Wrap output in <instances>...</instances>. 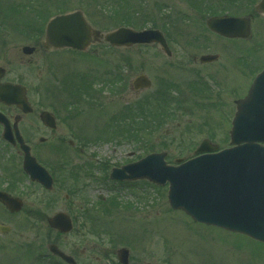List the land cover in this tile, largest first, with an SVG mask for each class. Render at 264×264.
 Segmentation results:
<instances>
[{"label":"rangeland","instance_id":"374dc122","mask_svg":"<svg viewBox=\"0 0 264 264\" xmlns=\"http://www.w3.org/2000/svg\"><path fill=\"white\" fill-rule=\"evenodd\" d=\"M58 3L59 0H0V32L2 34L0 45L3 52L0 66L8 72L4 81L19 83L26 87L27 97L35 111L34 115L24 116L19 124L20 132L30 146L32 155L40 163L48 165L50 170L56 168V164L58 166L64 162H67L68 165L70 162L76 166H81V164L87 166L90 163L96 166L98 164L99 182H95L92 178L89 182L87 180L88 183H85L84 196L88 202L92 201L94 204L89 206L90 204L87 202L88 208L86 207L87 203L84 205L87 209L86 216L89 217L88 223L83 225L76 220L80 228L78 233L82 231V233L88 234L87 236L85 234L83 238L76 237L74 232L66 239L67 247L75 252H77V247L80 249L85 247L86 249L83 251L89 252L94 248L93 239H91V233H93L98 235L97 249L101 254L107 250L125 247L130 252V259L139 264H179L176 253L181 257L180 264H264V244L255 243L244 236L228 234L214 227L191 224L192 222L182 212L172 211L169 208L166 187L150 188L145 185L144 191L137 190L135 185L132 191L124 188L115 194L117 195L115 196L118 203L117 208L114 211L112 208H108L107 201L114 196L112 195L114 186H108L110 182L106 181L111 166L116 167L121 163L137 160L156 151L167 153V162L173 164L177 158H189L199 143L207 138L219 149L228 146L227 135L230 130L229 120L232 119L235 111L234 101L245 96L242 87L245 89L246 85L250 84L251 78L249 75L241 77V80L235 77L236 74L234 70L232 71L233 67L230 66L231 51L224 52L223 55L222 45L218 43L220 38L212 35L205 28H201L203 25L201 21L205 17L200 18L190 11L196 4L189 0H99L98 3H94V16H92L88 14L90 13L88 7L83 9V6H86V0H67L68 5L65 11L77 9L82 11L83 9L87 13L84 14L88 20L95 25H98V21L101 24L105 17L113 16L116 13L125 17L126 12H129L130 17H135L137 27L141 25L146 29H157L166 35L172 57L167 59L155 45L135 46L129 49H100L99 59L103 57L105 60H114L111 65H107L108 68L113 69L112 71H119L118 66L122 68L124 62L129 64V72L127 74L124 72L127 81L119 89L120 92L114 91L118 80L105 79L108 85L105 90L104 88L100 89L99 84L90 79L91 75H88L89 78L83 77L85 76V66L75 65H81L78 61L82 58L85 59L87 55H81L82 57L77 55L74 64L67 59L57 60L55 64L60 65V71L70 69L72 74L79 76L83 69V83L85 86L88 84L89 87L87 94L80 97L75 106L77 108L76 118L67 120L65 123L68 125H66L63 118L71 111L62 107L67 104L69 99L68 94L62 91L63 83H59L64 80L59 78L60 80L50 82L44 73L46 63L43 59L38 60L39 55L25 57L21 54V48L24 45L31 44L32 38L34 41L32 43L40 42L41 35H31V38L27 37V39L26 35L17 30L27 22L29 26L38 29L36 32L42 31L43 33L48 18L59 13L53 8V5ZM103 4L105 7H102ZM44 6L48 12L44 10ZM25 19L26 21H24ZM110 24L112 26V23ZM136 25L134 23V26ZM111 26L107 27V31L116 29ZM132 29L136 30L134 27ZM252 33L253 29L250 37L244 40L247 43H228L227 48L239 46L238 54H245L242 51L250 48ZM202 45L204 47H201ZM206 53L219 55L221 62L218 65L222 64L223 67L222 80L225 79V84L222 85V112L198 107L197 100L192 98L194 95H190L187 91L182 92L191 85L198 93H219V81L215 86L211 80L207 79V77H212L214 80L216 75L212 70L215 66L208 67V69H206L207 66L200 67L201 65L198 63L192 66L197 70L199 75L197 77L202 79V83H206L208 89L205 90L204 86L191 82L193 75L188 72L190 67L183 64L186 70L182 67L178 73L173 75L179 90L176 95L171 96L172 99L180 97L177 103L179 108L175 109L174 114H170L172 116L165 115L156 121L158 126L155 135L148 132L141 135L139 139L136 137L133 141H126L134 137L131 135H136L139 129L144 128L141 121L136 127L131 125L135 115L140 114L142 109L146 108V113H148L147 125H155L153 112L158 103L155 92L159 89L160 79H167V70L170 68L169 64L172 59H178L179 63H188L190 62L189 56L196 54L199 57ZM233 60L235 59L233 58ZM83 64L86 63L83 62ZM88 67V71L92 69V72L97 69L96 64ZM183 71H187V73H181ZM121 73H123L122 70ZM141 73L150 79L151 88L144 93L134 92L130 85ZM191 99L194 100L193 103ZM212 100L218 101L217 98H212ZM142 104H144V108ZM146 104L150 106L147 107ZM102 105L103 108L99 109ZM55 106H57L55 113L59 114L60 122L55 131L57 139L52 140L39 122L38 111ZM128 106L134 113H131L128 108L127 110L123 109ZM75 107L72 111H75ZM117 107H120L119 115H122V118L129 117L126 123L117 119L109 123L107 114L112 110V115L116 114ZM98 110L97 113L93 112ZM141 117L139 118L141 119ZM96 122L97 125H95ZM101 125L108 127L109 133L101 129ZM124 126L126 127L120 131L112 130H119ZM66 128L71 133L74 132L72 130H78L81 134L80 138H87L89 143L86 146L76 145L73 149H69L63 142ZM39 139L45 141L40 143ZM79 148L82 152L78 151ZM21 160L22 155L18 149L12 148L2 141L0 130V182L2 184L9 183L10 178L15 177L17 182L15 194L23 201L21 213L11 219L12 233L0 236V264H13L14 261L15 264H25V256L21 250L17 249H25L28 245L36 246L40 240L44 239L47 217L61 211L75 219H77V213L80 216L84 214V210L79 208V199L70 194L69 185L79 182L78 178L72 180L71 173L63 175L58 174V171L54 172L55 174L52 172L55 176V185L50 192H47L35 184H28V180L21 173ZM103 170H107V178H104ZM61 176H65L64 182ZM79 183L81 186V182ZM137 183L139 182H136V185H140ZM133 192L134 194H132ZM137 194H140L142 199H139ZM89 195L92 198H88ZM101 197L103 200L105 197L103 205L97 201ZM97 206L94 214L93 210ZM124 206H127V211L121 210ZM29 217L33 219L35 225L33 233L27 230L28 226L25 221ZM13 219L23 220L21 226H17ZM6 222V216L0 210V224L7 226ZM27 232L33 238L29 237ZM20 233L23 234L22 237L17 236ZM27 238L32 241H27ZM81 239L88 240L87 244L78 243ZM172 240L175 242L170 245ZM175 243H178L177 246ZM83 251L77 252L76 257L88 255ZM179 252H182V255ZM31 258L33 257L31 256Z\"/></svg>","mask_w":264,"mask_h":264},{"label":"water","instance_id":"95a60500","mask_svg":"<svg viewBox=\"0 0 264 264\" xmlns=\"http://www.w3.org/2000/svg\"><path fill=\"white\" fill-rule=\"evenodd\" d=\"M257 11L264 12V0ZM206 24L212 32L227 38H247L250 35L247 19L212 18ZM89 31L80 13L60 16L49 23L46 41L54 47L81 51L90 42ZM91 35L94 40L103 39L112 46L157 43L169 54L165 40L158 31L119 29L104 37L95 31ZM23 51L29 54L31 50L27 48ZM3 75L4 71L0 69V79ZM138 85L148 88L149 82L140 77L136 80V87ZM0 102L14 104L24 113L30 112L20 86L0 85ZM236 104L229 149L214 153L217 148L204 141L196 151L200 156L184 163L178 161L176 167L165 164L164 154H154L113 171L111 179L147 180L160 186L168 184L167 200L172 210L182 211L195 223L264 243V70L254 80L248 95ZM41 121L48 126L53 124L46 113H42ZM0 123L4 125L3 138L14 144L7 122L0 117ZM15 137L24 153L23 170L32 180L50 189V178L30 156L29 148L23 145L16 124ZM0 202L11 213L21 209V202L6 194L0 193ZM49 225L64 233L70 228L69 220L60 214L49 220ZM117 257L121 264H128L127 250L118 251Z\"/></svg>","mask_w":264,"mask_h":264},{"label":"flooded vegetation","instance_id":"af4514ba","mask_svg":"<svg viewBox=\"0 0 264 264\" xmlns=\"http://www.w3.org/2000/svg\"><path fill=\"white\" fill-rule=\"evenodd\" d=\"M60 1H66L67 2V0H59V2ZM86 1H87L86 6H83V9H84V7H88L90 9V13H88V14L94 16L93 11H94L95 0H86ZM261 1L262 0H193V2L196 4V6L190 10L193 14L199 16L200 18L205 17V19L201 21V23L203 22V25L201 26V28H205L209 33L220 38L218 43L222 45V54L224 55V52L229 53L231 51L230 55L232 56V58H231L232 62H231L230 66L233 67L232 71L234 70V72L236 74L235 77L237 79L241 80V77L249 75L251 78L250 84L253 81L254 76H256L264 68V14H259L256 11V7L261 3ZM89 2H91V3H89ZM67 5H68V3L64 4L63 2H60V4L58 3V4L53 5V8L57 12L60 13L61 10L66 9ZM83 9H82V11L78 10V9L74 10V11L71 10L69 12H65L64 14H68V13L75 12V11H80L82 14V17L84 18V20L86 21V23L90 26V28L92 30L98 31V32L103 33V34L109 32V31H107L108 30L107 27L110 28L111 24L107 19L103 20V22H101V24L98 21V25L97 24L95 25L88 20L87 16L85 15L87 13ZM50 12H52V11H50ZM61 15H63V14H61ZM224 15L232 16V17H249L250 23H251V30L253 29V33H252V41L250 44V48L245 49V50L243 49V51H242V53H245V54H240V55L238 54L239 46H237L235 48H227L228 43H237V44L247 43L244 40H239V39L232 40V39L221 38V37L213 34L210 30L207 29L206 20L208 18L222 17ZM49 20H50V18L48 19L46 24H48ZM45 28H46V25H45ZM44 33H45V29H43V41H44ZM43 41L41 40L40 42L28 44V46L32 49L30 57L39 55L38 60L43 59L44 63H46V68H45L44 73L50 82L53 80H60V79L64 80V81L59 82V83L60 84L63 83L62 86L64 88H62L63 89L62 91L65 94H68L69 99L67 100V104H65V106L63 105L62 107L65 109L67 108L69 111H71V112H68L66 114V116L63 118L64 124L68 125V123H65L67 120H71V119L74 120L76 118V116H77L76 110L72 111V109L79 102V98L83 97L84 94H87V92H85L84 90L88 89V87H87L88 84L84 87V84H83L84 79L82 78L83 69L81 71L82 74H80L79 76L77 74L76 75L72 74V71L70 69L67 71H63V70L60 71V65L55 64V63H57V60L63 61L65 59H67V60L71 61L72 64H74V62H76L75 58L77 55L78 56L87 55V57L85 59L82 58L78 61L79 63H81V65H75V66H83V65L85 66V72H84L85 76H83V77L89 78L88 75H91L90 79L94 83H98L100 89L104 88L105 90L108 88L107 81L105 79L118 80L119 81L117 83L118 85H117L116 89L114 90L116 92L117 91L120 92L119 89L126 84L127 80H126V77L124 76V72H126V74L129 72V64L128 63L124 62L122 68L121 67L119 68V66L117 65L119 71L115 72V71H112L113 69L107 67V65H111V63L114 62V60H112V61H111V59L105 60L103 57L99 59V54H100L99 50L100 49L101 50L102 49H109V50L114 49V47H111L105 41L99 40L96 42H92L91 46L85 52H77V51L71 50V49H50V48L45 49L46 44L43 43ZM93 47H95V48H93ZM201 47H204V45H202ZM89 53H91V54H89ZM211 55H214V56H211ZM201 56H209L212 59L210 62L202 64L200 62ZM171 57H172V52H171L170 56L167 57V59H171ZM233 58L235 60H233ZM2 60H3V52L1 50V45H0V64L2 63ZM187 61H188V59H187ZM189 61L190 62H188V63H179L178 59L177 60L172 59L171 64H169L170 68H168V70H167V72H168L167 79H160V81L158 83L159 89H158V91L155 92V95H156L155 98L158 102L157 106H156V110H157V113L161 114V115H159L160 119L167 114H174L175 113L176 107H175L174 99H172L171 96L176 95V92H177V90H179V87H178L177 83L174 81L173 75L178 73L182 69V67L184 66L183 64H187L190 67L188 72L191 75H193V81H191V82L197 83L200 86H204L205 90L208 89L206 86V83L205 82L202 83V81H201L202 79L197 77V76H199L197 74V70L195 69V67H192V66H194L196 63L201 65L200 67L207 66L206 69H208V67L215 66L214 69L212 70L213 74L216 75V76H214V80L212 79V77H207V79L211 80L213 85H215V86H216V84H218V81H219V85H218L219 86V93L218 92H216V93H214V92L198 93V92L194 91V89L192 88L191 85L187 86L186 89L183 90L182 92L184 93V91H187L190 93V95H194L192 98L194 100H197L196 105L198 107H203V108L205 107L210 111L222 112V85L225 84V79L222 80V70H223L222 64L218 65L221 62L219 55L206 53L203 55H199V57H198L195 54V55H191V57L189 56ZM83 62H85L86 64H83ZM92 64L97 65V69L94 72H92V69L90 71H88V68H89L88 66L92 65ZM183 68L186 70V67H183ZM121 70L123 73H121ZM181 73H187V71H183ZM140 75H144V74L141 73L138 76H140ZM111 76H112V78H110ZM250 84H249V86H250ZM110 86H111V82H110ZM130 88L134 92L144 93V91H147V90L135 91L136 85L133 84V81L130 85ZM201 89H202V87H201ZM247 91H248V89H247ZM97 92H100V90H97ZM216 94L220 95L219 98H218V95H216ZM163 97H165V101H164V113L162 114L161 104L163 101L162 100ZM212 98H217L218 101L212 100ZM193 99H191L192 103L194 101ZM142 106L144 108V104H142ZM146 106L148 107L147 104H146ZM128 107H123V109L127 110ZM56 108H57V106L44 110V111H48L52 114V118L54 121V127L53 128H44V130L47 132L48 135H50L52 140L57 139V137H55V135H56L55 131L57 130L58 124L60 122L59 121L60 118L58 116L59 114L55 113ZM102 108H103V105L100 106L99 109H102ZM117 108H118V110H117L116 114L114 113V115H112L113 110L107 114V118H108L109 123L114 119H117L119 121H123L126 123V121L129 119V117L127 116V118H122V115H119L120 107H117ZM40 111H38V112H40ZM93 112L97 113V112H99V110L93 111ZM0 113H2L8 119L10 124H12V121L15 119V117H18V115H20V112L17 108L6 107V106H3L2 104H0ZM34 114H35V111L32 110V112L28 115H34ZM141 114H142L141 121L144 123L147 122L149 117H148V114L146 113V108L142 109ZM24 116H26V115H22V119ZM146 116H147V118H146ZM170 116H172V115H170ZM172 119H173V117L171 118V120ZM95 125H97V122ZM125 127L126 126H124L121 129H124ZM100 128L103 129L105 132L109 133L110 129L108 127H106L105 125H101ZM0 129L2 130L1 125H0ZM143 129L145 132L146 128H143ZM112 130L113 131H119L118 129H116V130L112 129ZM72 131H74V132L71 133V131H69L68 128H66V132L64 130V134H63V136L65 138V139H63L64 144H67L70 148L73 149L76 145L86 146V144L89 143L87 138H83V137L80 138L81 134H79L78 130H72ZM154 131L156 134L157 129L154 128ZM155 134L153 133V135H155ZM78 151L82 152V150H80V148L78 149ZM70 164L72 167L70 166ZM59 165H61V164H59ZM55 166H57V164ZM57 171L63 172V175H66L67 173L68 174L71 173L70 178L72 180H74L75 178L76 179L78 178L79 182H81L80 180L83 179L84 183H86L87 180L89 182V180L93 178V175L95 173H98V164H96V166H94V164H92V163L88 164L87 166L81 164V166H79V168L76 169V164L73 165L72 163L69 162V165L67 164V165L63 166V168L57 169ZM61 177L63 178V182H64L65 176H61ZM6 180H9V179L6 178ZM10 180L11 181L9 183L6 182V183L2 184L0 182V192H4V193H6L12 197H16L15 193H16V188H17V182L15 180V177L10 178ZM93 180H94V178H93ZM79 182H77V183H79ZM53 183H54V181H53ZM142 183H143V185H145L146 182H142ZM82 184L83 183H81V186L77 185L75 183L69 185L72 187V191H71L72 194L75 195L76 199H79V202H78V204L80 205L79 208L84 210L83 216H80L77 213V219L71 218V217L70 218H71V221L75 220V225H76L75 235H76V237H83L84 238L85 234L87 236L88 233H85V232L82 233V231H80V233H78V229H80V228L77 225L76 220H78L81 224L86 225L88 223V219H89L86 216L87 215L86 214V212H87L86 207H88L87 206L88 203L90 204L89 206H93L94 204L92 203V201L91 202L87 201L86 197L84 196L85 187L82 186ZM37 186L40 187V185H37ZM112 186H114L116 188H128V184H126V183L112 182ZM88 198H92V196L89 195ZM101 198L97 199V201H99ZM85 204H86V207H84ZM0 209L3 210V214L6 216V219H7V222H6L7 226H5L4 224H0V236L1 235L6 236L9 233H12L11 229H12L13 225L11 223V219L13 217H16L17 214L8 213L1 204H0ZM77 209H78V205H77ZM121 210H124V209H121ZM29 214L31 215V212H29ZM14 221L16 222L17 226H21V221H23V220L19 221V220L15 219ZM46 221H47V219H45V223H46ZM25 222H26V225L28 226L27 230L29 232L33 233L34 232L33 227L35 226L33 223V219L31 217H29L28 219H26ZM17 226H15V227H17ZM85 228H86V226H85ZM44 231L46 232L44 239L40 240L36 246L28 245L25 249H17V250H21V252L23 253V256H25V258H26L25 264H68L65 261H63L62 259H60L58 256L50 253L49 248L51 246L55 247L56 249H58L59 251L65 253V254L69 253L68 255H70V257H72L74 259L75 264H118L116 257H115L117 249L107 250V251H104L102 254H101L100 250L97 249L98 248V235L97 234L91 233V239H93L92 243L94 244L93 245L94 248L91 249L89 252L83 251L84 249H86L85 247H82L81 249L79 247H77V252L83 251L84 253H88V255H82L79 258V257H76L77 252H75L71 248L67 247V245H66L67 244V242H66L67 237L72 236L74 233L69 234V235L68 234H61L55 230L50 229L48 226L44 228ZM17 236L22 237L23 234L20 233ZM28 236L30 237L31 235L28 233ZM28 238H27V241L29 240ZM29 241H32V240H29ZM87 241L88 240H86V239H81V240H79L78 243H84L86 245ZM31 256L33 258H31ZM129 262H130V264H139V263L133 262L130 259V257H129ZM15 263L16 262L14 261L13 264H15Z\"/></svg>","mask_w":264,"mask_h":264},{"label":"bare ground","instance_id":"6f19581e","mask_svg":"<svg viewBox=\"0 0 264 264\" xmlns=\"http://www.w3.org/2000/svg\"><path fill=\"white\" fill-rule=\"evenodd\" d=\"M186 234H187V232H186ZM172 242H175V241H174V240H172ZM177 244H178V243H175V245H176V246H177ZM179 253H180V252H179ZM180 255H182V252L180 253Z\"/></svg>","mask_w":264,"mask_h":264}]
</instances>
